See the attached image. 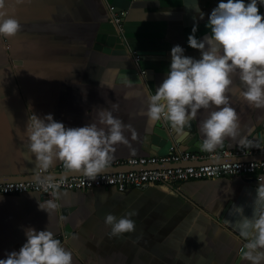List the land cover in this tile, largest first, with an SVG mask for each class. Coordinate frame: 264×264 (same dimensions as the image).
<instances>
[{"label": "crops", "instance_id": "obj_1", "mask_svg": "<svg viewBox=\"0 0 264 264\" xmlns=\"http://www.w3.org/2000/svg\"><path fill=\"white\" fill-rule=\"evenodd\" d=\"M219 2L24 0L16 5L15 0H6L8 14L14 15L22 28L15 36H0V178L37 173L35 156L28 151L23 134L31 114L43 117L51 113L66 127H82L97 122L99 110L113 111L130 126L125 132L130 147L116 145L112 162L175 150V144L169 142L151 148L156 122L139 113L146 111L147 96L170 70L173 46L179 44L185 55L201 58L200 50L188 45V36L194 21L198 39L211 35L208 18ZM109 4L126 12L120 32L123 47L105 52L93 43L99 24L112 21ZM258 7L264 15V5ZM131 49L140 55L137 63ZM128 67L144 69L141 76L137 74L139 81H125L121 70ZM243 90L238 76L234 77L229 98L239 115L240 128L235 139H225L224 148L240 147L241 139L252 141L257 133L258 149L244 158H264V108L251 106ZM212 110L215 106L199 110L193 120L197 154L204 153L200 123ZM115 168L111 165L107 170ZM260 182L264 183V176L259 181L221 175L149 183L123 191L114 186L59 188L56 202L60 207L50 215L38 206L39 201L50 199V194L36 190L0 194V259L18 251L27 239L25 229L32 227L51 230L72 251L73 264H250L239 250L245 243L234 227L239 217L229 215V210L242 206L244 214L251 217ZM133 211L135 231L110 236L106 214L120 218Z\"/></svg>", "mask_w": 264, "mask_h": 264}, {"label": "clouds", "instance_id": "obj_2", "mask_svg": "<svg viewBox=\"0 0 264 264\" xmlns=\"http://www.w3.org/2000/svg\"><path fill=\"white\" fill-rule=\"evenodd\" d=\"M22 3L24 0H15L16 5ZM258 4L264 5V0H250L249 3L220 0L208 18L211 35L202 39L195 35L198 24L194 21L187 43L200 50L201 58L185 55V49L179 44L173 46L170 70L156 87L155 94L147 96L146 111L139 114L146 115L152 122L165 120L178 133H185L199 110L215 106L200 123L204 136L201 151L215 152L224 146L226 138L235 139L239 135L240 118L230 104L233 78L238 76L244 85L242 95L251 106L264 108V15ZM203 17L201 13L200 19ZM21 28L19 20L8 14L6 0H0V36H15ZM125 81L131 84L126 75ZM98 116L97 122L82 127H66L51 113L43 117L28 116L23 134L27 137L28 151L35 156V168L39 173L36 179L44 192L52 189L51 198L39 201L38 206L49 215L60 207L56 202L60 184L49 173L55 161L63 162L65 169L79 171L94 181L110 166L116 145L130 147L125 135L129 125L111 110H99ZM239 146L258 147L246 139H241ZM252 203L251 217L244 214L242 206H235L234 210L232 207L229 215L239 217L234 227L245 241L242 258L250 264H264V183L260 182ZM222 210L221 206L219 212ZM133 215L135 211L120 218L106 214L105 223L111 226L110 236L119 237L135 231ZM25 236L26 242L20 249L9 252L5 259H0V264H73L72 251L66 249L48 228L37 231L28 227Z\"/></svg>", "mask_w": 264, "mask_h": 264}, {"label": "built area", "instance_id": "obj_3", "mask_svg": "<svg viewBox=\"0 0 264 264\" xmlns=\"http://www.w3.org/2000/svg\"><path fill=\"white\" fill-rule=\"evenodd\" d=\"M249 2L250 0H245V3ZM108 9L116 29L121 32L122 18L126 9L117 10L114 4H109ZM130 54L133 61L137 63L140 59L137 50L131 49ZM136 73L141 76L144 69H137ZM253 151V149L240 146L216 149L215 152H204L203 154L175 149L163 155L130 156L113 161L110 166L115 165L116 168L104 171L94 181L88 180L81 172H67L68 169H65L63 162L49 169V173H55L52 176L60 184V188L79 190L114 186L117 190L123 191L129 187L149 183L167 184L188 178L221 175H240L247 180H261L264 176V158H244ZM190 160L197 162L182 163ZM121 166H126V168H121ZM25 190H36L47 195L52 192V189L48 190L49 193L44 192L36 178L0 181V194ZM243 245L239 246V250L243 248Z\"/></svg>", "mask_w": 264, "mask_h": 264}, {"label": "water", "instance_id": "obj_4", "mask_svg": "<svg viewBox=\"0 0 264 264\" xmlns=\"http://www.w3.org/2000/svg\"><path fill=\"white\" fill-rule=\"evenodd\" d=\"M93 47L100 49L102 51L108 52L111 48H122L123 47V42L121 39V33L116 29L115 24L112 21H103L99 24L95 36H94V43ZM8 54V53H7ZM13 61H17L16 59H13ZM138 68L136 67H128V68H123L121 72L123 73L122 75H126L129 78L130 81H139V76L136 73V70ZM144 77L146 76V72ZM124 79V78H122ZM149 83V81H148ZM257 136L258 134H253L252 138V143L254 145H258L257 141ZM197 138V134L194 128L193 121L191 122V128L186 129L185 133H178L175 129H173L170 125L169 122L165 120H160L157 121L155 126L153 127L151 136H150V142H151V148L156 149L158 146L165 144L167 142L175 144L176 149L178 150H185V151H190V152H196L199 149V146L195 144ZM223 146L222 148H224ZM221 149V148H217ZM247 149H258V147H250ZM262 158V156H261ZM121 168H126V166H121ZM71 172V171H70ZM36 174H20V175H14V176H9L7 178H0V181H5V180H20V179H30V178H36ZM51 175L55 174L54 172L50 173ZM44 175V174H40ZM64 212L65 210L62 209ZM67 230V227L65 228L64 231ZM242 250H240V253Z\"/></svg>", "mask_w": 264, "mask_h": 264}]
</instances>
